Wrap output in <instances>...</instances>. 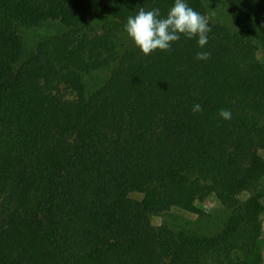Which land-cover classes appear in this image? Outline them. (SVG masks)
Masks as SVG:
<instances>
[{
	"label": "trees",
	"instance_id": "1",
	"mask_svg": "<svg viewBox=\"0 0 264 264\" xmlns=\"http://www.w3.org/2000/svg\"><path fill=\"white\" fill-rule=\"evenodd\" d=\"M223 1L233 30L208 20L203 48L181 34L144 56L118 41L127 18L174 0H0V264L256 263L264 0ZM48 19L66 29L22 57L19 27ZM198 195L231 211L219 232L152 223L162 205L200 213Z\"/></svg>",
	"mask_w": 264,
	"mask_h": 264
},
{
	"label": "rangeland",
	"instance_id": "2",
	"mask_svg": "<svg viewBox=\"0 0 264 264\" xmlns=\"http://www.w3.org/2000/svg\"><path fill=\"white\" fill-rule=\"evenodd\" d=\"M205 8L206 17L209 21L218 22L233 30L235 28L232 21L229 9L223 0H202ZM111 19L105 16H94L93 23L96 31H101L103 23H109ZM66 29V26L57 19H48L36 27H19L18 33L22 39L24 54L26 57L31 54L37 43L42 39L61 32ZM118 41L124 45L132 44V41L127 37L126 33H121L118 36ZM255 57L264 62V49L260 47ZM264 121V117L262 118ZM264 155V152H260ZM264 184V179H263ZM113 190L124 196L140 198V194L134 190L115 186ZM247 193L242 194L245 196ZM194 204L200 210V213H192L179 208L162 205L152 215V223L155 225L164 223L172 229L180 227H189L206 234H214L219 232L229 221L231 211L224 207L213 195H198L194 199ZM260 235L257 243V255L255 264H264V197L260 199Z\"/></svg>",
	"mask_w": 264,
	"mask_h": 264
},
{
	"label": "clouds",
	"instance_id": "3",
	"mask_svg": "<svg viewBox=\"0 0 264 264\" xmlns=\"http://www.w3.org/2000/svg\"><path fill=\"white\" fill-rule=\"evenodd\" d=\"M211 31L208 18L190 7L186 0H174L166 16L161 17L160 9L145 10L141 7L134 16H129L124 24V32L144 56L154 50L170 51L172 42L178 41L183 34L188 38L198 37V46L203 48L208 43ZM210 53L197 52V60H207ZM199 104L192 107L193 113L202 112ZM218 115L229 120L230 110L221 109Z\"/></svg>",
	"mask_w": 264,
	"mask_h": 264
}]
</instances>
